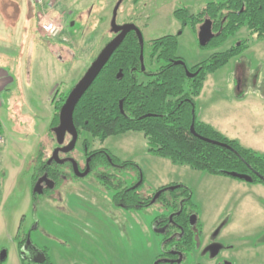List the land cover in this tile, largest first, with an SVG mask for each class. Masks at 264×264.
Listing matches in <instances>:
<instances>
[{"label": "rangeland", "instance_id": "1", "mask_svg": "<svg viewBox=\"0 0 264 264\" xmlns=\"http://www.w3.org/2000/svg\"><path fill=\"white\" fill-rule=\"evenodd\" d=\"M117 1L61 0L49 9L36 7L30 0H0V46L10 47L14 60L21 54L23 69L32 71V78H38L44 88L56 87L53 99L58 101L61 95L71 91L113 38L110 22ZM212 1L221 0H124L117 21L119 24L131 21L141 29L147 66L155 70L157 65L150 58L149 44L151 40L165 35L180 34L182 23L175 18V9L184 6L197 13ZM39 12L45 16L61 14L59 18L64 25L61 41L75 44L73 56L66 60L57 56L55 61L51 59L54 55L51 54L50 43L55 40L40 34ZM181 33L177 55L183 57L188 65L204 61L214 52L248 40L250 45L244 52L208 75L207 88L200 93L201 97L195 99L196 113L198 119L203 116L219 118L235 135L234 130H241L237 113L254 112V120L260 123L262 129L258 147L263 154L264 38L258 39L244 26L221 46L202 48L190 26ZM63 37L68 40L63 41ZM30 59H33L31 66ZM239 64L245 72L242 94L239 93ZM8 96L10 118L23 136L29 135L28 127L32 125L31 120L23 115L21 88L15 86ZM220 97H224L225 101L219 100ZM230 116L236 120L233 121ZM84 140L89 142V149L102 145L121 160L136 162L147 182L153 186L173 183L190 186L205 206L204 214L208 222L206 237L219 246V256L227 255L226 259L232 264H264V186L229 180L225 176L195 170L188 165H177L170 159L153 155L149 153L147 139L140 131L113 135L104 142L82 133L73 154L78 158H83L79 149L83 150ZM53 146V143L47 146L49 154H52ZM13 152L14 156L19 155L17 150L13 149ZM31 160L33 158L28 160L18 180L19 167L16 166L11 174L6 170L5 160L0 164L5 178L12 175L9 185L13 188L11 192L9 189V194L0 195V264H21L17 255V237L18 233L25 232L33 241L49 248L56 264L154 263L163 236L153 231L152 223L156 216L166 213L163 206L155 203L141 209L124 210L105 194V189L94 175L78 181H65L33 201L31 184L35 169H28ZM133 173V167H130L122 175L127 178ZM16 180L17 184L13 186ZM142 192H150L148 184L143 186ZM206 248L202 255L210 258L211 247ZM3 251H6L4 259L1 257Z\"/></svg>", "mask_w": 264, "mask_h": 264}, {"label": "trees", "instance_id": "2", "mask_svg": "<svg viewBox=\"0 0 264 264\" xmlns=\"http://www.w3.org/2000/svg\"><path fill=\"white\" fill-rule=\"evenodd\" d=\"M173 14L182 22L183 27L190 25L195 31L205 19L210 20L215 35L202 48L221 46L244 26L258 39L264 38V0L212 1L197 13H192L187 7H178ZM149 45L150 58L157 68L151 70L147 67L143 72L139 70L138 37L135 32L127 35L77 104L74 123L78 131L89 132L101 141L113 135L140 131L147 139L149 153L170 159L174 164L188 165L212 175L264 184V155L198 119L195 105V99L202 92L207 76L244 52L250 45L248 40L240 41L227 50L214 52L208 59L192 67L177 55L178 35L153 39ZM179 60L185 63L177 64ZM134 68L138 70L134 71ZM188 72L197 74L192 77ZM145 76L148 78L145 79ZM69 92L61 95L58 101L53 100L55 113L48 134L54 145L56 138L53 127L59 123V111ZM193 123L198 135L227 146L205 141L193 134ZM102 151L110 154L114 161L120 162L107 149ZM102 151L97 154V158L103 157ZM48 156V147L45 142H41L28 169L32 167L36 171L39 164H46ZM123 164L133 165V161H124ZM57 170L53 166L45 168L51 176ZM36 174L34 172L33 179ZM177 185V189L167 194L172 195L174 207L178 206L179 198H185L184 212L178 219L181 224L188 226V217L197 212L192 202V189L187 185ZM130 199H138L137 193L131 194ZM195 237L194 231H190L187 240L180 243L181 248L187 249L188 246L189 250L196 242Z\"/></svg>", "mask_w": 264, "mask_h": 264}, {"label": "flooded vegetation", "instance_id": "3", "mask_svg": "<svg viewBox=\"0 0 264 264\" xmlns=\"http://www.w3.org/2000/svg\"><path fill=\"white\" fill-rule=\"evenodd\" d=\"M126 23H133V22L130 21ZM188 26L190 25H186L183 27L182 24L181 32H183L185 28H187ZM202 26H204L203 28L204 32L207 31L206 27L210 26L212 33L215 35V32H213L212 30V23L210 22L209 19H205L201 24L198 25L196 31L190 26V28H192L193 30V33L196 35L198 42H199V33L202 29L201 28ZM130 32H135V31H130ZM181 32L179 35L182 34ZM135 34L137 35L136 32ZM116 35L117 34L114 33L113 38ZM144 44H145V40H144ZM199 45L202 46L200 42ZM140 55H141V45H140ZM144 56H145V52H144ZM147 67L148 66H147L146 58H145V69L142 68V63L140 59L139 70L145 72ZM136 70H138V68H134V71ZM187 74L193 77L197 74V72L195 73L188 72ZM143 78L144 77H142V79ZM146 78L148 77L145 76V79ZM123 111L124 110H122V112ZM78 133H79V137L76 147L69 152L61 151L59 153L60 159H66L64 163H60L56 159L50 161V158L52 156V154L50 153L48 158L45 160L46 164H39L37 166V170L35 171L37 174L36 177L32 179V184H31V193H32L31 198L33 201L37 200L41 195H46L50 193L58 185L62 184L65 181H68L70 179H73L74 181H78L81 178L88 177L89 175H94L99 180L101 186L105 189L106 192L105 194L111 197V199L114 202H116L117 206L123 208L124 210L141 209L143 207H147L155 203L160 204L166 209V213H162L159 216H156L152 223L153 231L163 236L160 245V252L155 257L153 264H232L226 259L227 255L225 257H220L219 256L220 249H217V247L219 246L217 244L215 245L214 243H211V238L207 239L206 237L207 227L205 223L202 221V210L204 208V205L201 201L198 202L197 197H195V193L193 190H192V202L197 208V212L192 213L188 217V226H185L180 223L178 218L181 217L184 212L183 202L185 198L184 197L179 198L178 206L174 207L172 203L173 201L172 195L171 194L168 195L167 192L177 189L178 186L177 184H183V185L186 184L173 183V185L165 184L160 187H154L151 182L149 181L147 182V178L144 172L141 170L140 166L136 162L133 161V165H124L123 164L124 160H121L120 158L115 156L109 149L103 147L102 145L98 148L89 149L88 147L89 142L87 140H84L82 144L83 150L78 148L83 153V158H78L73 154L78 147L80 136L82 135V133H88L92 135L91 133L83 130L81 132L78 131ZM70 140H71V136L67 135L65 143L62 145V147L68 145ZM58 146L59 145L56 141V144L53 146L52 150ZM103 149H107L108 151H110V153L113 154L116 158H118L120 162L114 161L113 157L110 154L106 153L105 151H102ZM101 151L103 152L101 153L103 157L97 158L96 157L97 154ZM71 159L75 160L79 172L75 171L74 164L71 161ZM126 161H132V160H126ZM46 166H53L54 168H58V170L57 172L54 171L53 175L51 176L49 172L45 171ZM130 167H133V172H134L133 176L131 175L132 177L127 176V178H124L122 173L124 172L125 169ZM86 171L88 172L85 175H82ZM235 180L244 181L247 183H251L253 185L255 184L247 180L246 181L241 179H235ZM145 184H148L150 187L149 193L142 192V188ZM256 184L264 186V184L261 183H256ZM134 193H137L138 199L131 200L130 195ZM127 201H130V203L129 202L127 203ZM34 227H36V225ZM190 231H194V233L196 234L195 237L196 242L191 247H189V250H188V246L187 249L181 248L180 245L187 240L186 236L190 234ZM246 241L248 242V240ZM250 242H252V240H250ZM206 247L209 248L211 247L209 253L210 258H206L205 256L202 255L205 249H207ZM17 255H18V260L20 261L21 264H33V263L56 264L55 259L51 255V251L49 250V248L45 247L44 245H41L39 242L33 241L30 234H28L27 232L17 237Z\"/></svg>", "mask_w": 264, "mask_h": 264}, {"label": "crops", "instance_id": "4", "mask_svg": "<svg viewBox=\"0 0 264 264\" xmlns=\"http://www.w3.org/2000/svg\"><path fill=\"white\" fill-rule=\"evenodd\" d=\"M30 2L34 5V1L30 0ZM37 7V6H36ZM61 15L58 13L57 16ZM48 19L47 16H44L42 12L38 14V28L40 30V34L43 37L45 36L41 30V24ZM60 19V18H59ZM60 23L63 26V30L61 34L56 38H51L55 41L50 43L51 59L55 61L56 56L61 60H66L73 56L72 49L75 48V44L68 45L65 42H62L61 35L64 31V25L62 20ZM195 35V34H194ZM68 40L66 37H63V41ZM60 43L65 44V46H61ZM44 49V48H42ZM40 51H38L39 53ZM42 55L44 56L43 50H41ZM53 57V58H52ZM40 58V55H37V59ZM23 56L21 54L18 55L17 60L13 59V55L10 51V47H1L0 46V131L5 135L6 141L3 145H0V164L6 161L5 165L7 166L6 170H8L11 174L13 170H15L16 166L18 168V173L16 179L20 177L22 172L25 170L26 164L29 159L34 158L38 146L41 142H45L47 146L52 145L50 134H48V130L50 128V124L53 120L55 113V105H54V91L56 87H48L47 89L41 85L38 78H32V71H28L25 68L23 69L22 61ZM29 65L33 63V59H30ZM201 62V61H199ZM198 62L194 61L192 65L197 64ZM61 69V65H59V70ZM239 77H240V89L239 93L242 94L245 80V72L242 68L241 64H239ZM208 77L206 78L203 86L202 92L204 93L207 88ZM20 87L23 95L24 107H23V115L31 120L32 127H28L30 133L29 135L23 136L22 133L16 127V124L10 118L11 114L9 113V93L12 91L14 87ZM46 89V90H44ZM201 92V94H202ZM201 94L196 97H201ZM219 100L225 101L224 97H220ZM243 101V100H241ZM49 107L51 109H49ZM248 112L237 113L236 117L238 118L239 128L241 130H234L235 135L230 133L227 125L225 126L219 118L210 119L208 117L203 116L202 121L212 125L217 130L222 132L224 135L229 138L237 139L243 146L253 149L258 153H261V150L258 147L259 143V135L262 132L260 127V123L254 120L255 113L247 110ZM249 115L251 117H249ZM228 118V117H225ZM233 121L236 120L232 116H230ZM256 124L258 125L256 127ZM22 134V135H21ZM52 147V146H51ZM13 149L17 150L19 155L14 156ZM264 155V153L262 154ZM2 160V161H1ZM19 164V165H18ZM0 165V167H1ZM4 171V170H2ZM0 171V195L5 196V194H9L13 191V188H10V183L12 180V175H9L5 178L4 172ZM5 178V179H3ZM229 180L232 178L225 177ZM16 183L13 186H16ZM235 180V179H233ZM240 181V180H238ZM162 186V185H161ZM156 187V186H154ZM160 187V185L158 186ZM10 189V192H8ZM196 197V193H195ZM198 202H200L199 197H197ZM205 208V206H204ZM204 208L202 210V221L205 223L207 227V217L204 214ZM25 215V214H24Z\"/></svg>", "mask_w": 264, "mask_h": 264}, {"label": "water", "instance_id": "5", "mask_svg": "<svg viewBox=\"0 0 264 264\" xmlns=\"http://www.w3.org/2000/svg\"><path fill=\"white\" fill-rule=\"evenodd\" d=\"M124 0H118L117 3L114 6L112 18L110 22L111 31L115 34H117L110 42H108L103 49L99 52L97 57L93 60V62L90 64L86 72L83 74V76L79 79V81L74 85V87L69 92L66 100L64 101L60 111H59V123L55 127H53V132L56 136V141L58 143V147H56L52 153V156L50 158V161L56 159L60 163H64L66 159H60L59 153L62 152H69L73 150L76 147L79 133L77 130V127L74 123V112L77 104L83 97V95L86 93V91L89 89V87L93 84L95 79L98 77L102 69L105 67V65L110 60L113 53L119 48V46L124 41L126 35L130 31H135L139 37L140 45H141V63L142 68L145 69V56H144V37L139 29V27L134 23H126V24H119L118 19V13L121 4ZM208 24V23H207ZM201 31L199 33V42L202 46H205L209 43L210 39L213 37V33L211 31L210 26L206 27V32L203 31L204 26L201 27ZM177 64H184L185 62L183 60H179L176 62ZM191 76V75H190ZM121 110H123V102L120 104ZM191 131L196 136L200 137L201 139L212 142L214 144H218L221 146H227L223 143L210 140L208 138L202 137L198 135L195 131L194 123L191 126ZM70 135L71 140L68 143V145L63 146L65 143L66 136ZM71 161L74 164V168L76 172L78 171V166L74 159H71ZM88 171L83 173L82 175H85ZM40 182V181H39ZM39 184V183H38ZM2 259L6 257V251L2 252L1 255Z\"/></svg>", "mask_w": 264, "mask_h": 264}, {"label": "built area", "instance_id": "6", "mask_svg": "<svg viewBox=\"0 0 264 264\" xmlns=\"http://www.w3.org/2000/svg\"><path fill=\"white\" fill-rule=\"evenodd\" d=\"M35 5L40 8H54L61 0H33ZM45 16V15H44ZM48 19L41 24L42 33L45 36L56 38L58 37L62 30L63 26L60 23L59 16L46 15ZM6 141L5 135L0 131V145H3Z\"/></svg>", "mask_w": 264, "mask_h": 264}]
</instances>
